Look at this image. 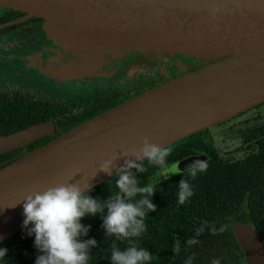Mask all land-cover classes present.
Listing matches in <instances>:
<instances>
[{"label":"water","instance_id":"obj_1","mask_svg":"<svg viewBox=\"0 0 264 264\" xmlns=\"http://www.w3.org/2000/svg\"><path fill=\"white\" fill-rule=\"evenodd\" d=\"M0 9L43 21L62 50V76H88L130 54L158 65L166 81L1 164L0 244L22 231L25 195L61 184L86 193L125 161H141L145 137L167 148L264 101V0H0ZM167 60L177 77L164 71ZM50 131L40 124L2 135L0 155ZM235 235L246 262L264 264L255 229Z\"/></svg>","mask_w":264,"mask_h":264},{"label":"flooded vegetation","instance_id":"obj_2","mask_svg":"<svg viewBox=\"0 0 264 264\" xmlns=\"http://www.w3.org/2000/svg\"><path fill=\"white\" fill-rule=\"evenodd\" d=\"M0 25H3L0 28V102L19 106L16 125H27L25 129L32 125L48 124L51 129L50 133L16 150L44 145L62 133L166 82L160 75L158 65L138 60L137 56L130 54L98 67L88 76H62L56 73L61 68L62 50L48 37L41 19L0 9ZM141 62L149 65L148 68L142 70L139 67L138 70ZM162 67L173 77L179 75L171 61H165ZM167 149L180 153L181 159L168 162L176 163L179 169H176V174H168L167 179L162 177L159 170L155 171L150 178L153 184L172 180L187 171L196 160L207 163L216 161L226 166L247 162L258 169L255 189L262 193L264 101L191 134ZM187 161L188 167L181 168L182 163ZM250 184L248 188L252 191L254 187L252 182ZM247 201L240 196L232 216L237 219L239 210L247 209ZM261 208L264 209V201ZM243 226H252L264 244L263 228L257 229L254 223H229L220 236H216L213 230L206 232L204 241L211 244L203 248L202 257L207 259L206 264H211L214 258L218 259L219 264H249L235 235V229Z\"/></svg>","mask_w":264,"mask_h":264},{"label":"trees","instance_id":"obj_3","mask_svg":"<svg viewBox=\"0 0 264 264\" xmlns=\"http://www.w3.org/2000/svg\"><path fill=\"white\" fill-rule=\"evenodd\" d=\"M18 108L17 104L14 106L8 102H0V136L27 127V125L15 124ZM33 147L28 146L26 149L22 148L0 155V165L4 162L11 163ZM181 158L180 153L169 149L166 160L168 163ZM138 163L144 166L145 171L139 172L136 169L131 171L137 180V185L142 187L151 183V176L159 169L149 165L146 160ZM257 172V167H253V164L248 165L247 162L226 166L210 161L207 163V170L198 173L196 177H191L185 171L170 181L161 184L151 183L155 190L151 197L155 210L149 211L144 218L145 232L140 237L133 238L137 246L147 248L157 257L152 264H184L188 257L192 258V264H206L207 259L202 257V252L205 251L203 248L211 246L204 241L206 232L215 229L213 231L215 235L220 236L222 235V231L219 230L221 226L228 227L229 223L235 221L254 223L257 229H264V209L261 208L264 201V189L262 193L255 189ZM117 178L118 174L84 194L90 195L102 209L106 210L107 203L118 193L115 186ZM181 179L187 181L193 190V195L182 205L176 202V193ZM251 182L254 187L252 191L248 188ZM240 196L248 200V207L245 211L239 210L237 214L239 217L236 219V216H232V212L237 208ZM137 198L138 196L129 199L134 201ZM103 215L104 212L101 211L95 215H86L81 220L83 225L88 226V232L80 239L96 240V245L90 248L88 264H110L111 246L113 244L120 248L127 246V241L122 242L115 236L106 234L102 226ZM262 237L264 238V234ZM189 239H192L194 243L188 244ZM177 242L180 244V250L174 254L172 248ZM213 244L216 245V243ZM0 245L8 249L7 257L0 259V264H34L36 256L40 254L33 246V237L27 235V229L16 233Z\"/></svg>","mask_w":264,"mask_h":264},{"label":"clouds","instance_id":"obj_4","mask_svg":"<svg viewBox=\"0 0 264 264\" xmlns=\"http://www.w3.org/2000/svg\"><path fill=\"white\" fill-rule=\"evenodd\" d=\"M136 155L137 160H146L149 165L158 168L164 179L170 173H177V164L167 163L168 149L150 142L147 137ZM110 167L111 161H105L100 171L108 173ZM132 169L145 171L141 163L125 161V166L121 167L115 180L118 193L107 203L106 210L90 195L84 194L79 186L72 184H61L25 195L22 230L27 229V235L33 237V246L40 253L34 264H88L90 248L96 245V240L80 239L88 232V226L83 225L81 220L86 215L101 211L104 212L102 226L106 234L122 242L127 241V246L123 248L115 244L111 246L110 264H152L157 257L147 248L138 247L133 238L140 237L146 230L144 218L149 211L155 210L151 200L155 190L151 183L138 186ZM206 170L207 161L196 160L187 172L191 177H196ZM192 195L190 184L181 179L176 193L177 204H184ZM137 196L134 201L129 199ZM226 227L223 225L219 230L224 231ZM187 243L194 241L189 239ZM179 250L180 244L177 242L172 251L175 254ZM7 253L8 249L0 245V259L6 258ZM184 264H192V258L188 257ZM211 264H219L218 259L214 258Z\"/></svg>","mask_w":264,"mask_h":264},{"label":"rangeland","instance_id":"obj_5","mask_svg":"<svg viewBox=\"0 0 264 264\" xmlns=\"http://www.w3.org/2000/svg\"><path fill=\"white\" fill-rule=\"evenodd\" d=\"M141 59L143 60L142 58H138V60ZM145 62H149V63H153L152 61H149V60H143ZM142 63V64H141ZM139 65H138V70L141 68L142 70L143 69H146L148 68L149 65L145 64L144 62H141ZM140 67V68H139ZM145 73V72H144ZM177 169H179V167H177Z\"/></svg>","mask_w":264,"mask_h":264}]
</instances>
